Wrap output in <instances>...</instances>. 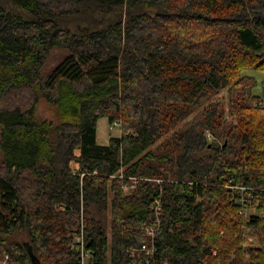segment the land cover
<instances>
[{
  "label": "trees",
  "instance_id": "obj_1",
  "mask_svg": "<svg viewBox=\"0 0 264 264\" xmlns=\"http://www.w3.org/2000/svg\"><path fill=\"white\" fill-rule=\"evenodd\" d=\"M249 69L264 71V0H0V257L81 264L82 235L88 264H264ZM225 89L232 120L212 100ZM101 117L120 123L106 144ZM158 220L155 254L133 253Z\"/></svg>",
  "mask_w": 264,
  "mask_h": 264
},
{
  "label": "rangeland",
  "instance_id": "obj_2",
  "mask_svg": "<svg viewBox=\"0 0 264 264\" xmlns=\"http://www.w3.org/2000/svg\"><path fill=\"white\" fill-rule=\"evenodd\" d=\"M53 63V61H52ZM245 75L253 76L257 79L259 86L253 90L254 94H261L260 90V84L264 80V71H258L255 69H249L244 72ZM213 101L220 102L222 106L225 109L226 112V118L227 120L234 119L233 113H232V104H231V96L228 91V89L222 90L218 92L212 99ZM203 107H200L197 109L188 119L189 123H192L191 121L195 117V115L202 110ZM37 116L40 119H48L56 122V110L53 106H51L49 103H47L45 100H41L40 103L37 106ZM188 125V124H187ZM187 125H182L181 128L186 127ZM120 135V129L118 127H110V124L108 123V120L106 117H101L97 122V141L101 144H106L109 141V138L111 136H119ZM209 139L212 138L211 134L208 133ZM0 158H1V151H0ZM73 169L77 168V165L75 163L71 164ZM130 186H126L125 190L129 192ZM256 209L251 208L248 209L247 215L255 214ZM250 242L253 243L254 246H258V240L256 237H254V241L251 239Z\"/></svg>",
  "mask_w": 264,
  "mask_h": 264
},
{
  "label": "built area",
  "instance_id": "obj_3",
  "mask_svg": "<svg viewBox=\"0 0 264 264\" xmlns=\"http://www.w3.org/2000/svg\"><path fill=\"white\" fill-rule=\"evenodd\" d=\"M120 125L119 122H115L110 125L111 128L113 127H118ZM126 187V186H125ZM234 188V187H233ZM240 190L242 191V198H241V203L244 202H251L252 198V193L250 190L247 188L241 187ZM153 204V209L155 211L156 217H159V213L161 210L160 206V201L158 199L155 200ZM159 223L160 220H158L157 223L149 224L145 227L146 234L150 237L151 241L150 243H144L140 247V250H133L132 252L135 253L136 251H143L146 253L148 256H153L155 252L157 251V246L155 244V239L158 235V230H159ZM254 241V237H250L249 240ZM76 242L80 244V252H81V264H88V259H89V252L85 250L84 245H83V236L78 235L76 236ZM0 264H11L10 262V256L8 254H5L4 256L0 257Z\"/></svg>",
  "mask_w": 264,
  "mask_h": 264
},
{
  "label": "crops",
  "instance_id": "obj_4",
  "mask_svg": "<svg viewBox=\"0 0 264 264\" xmlns=\"http://www.w3.org/2000/svg\"><path fill=\"white\" fill-rule=\"evenodd\" d=\"M76 154H78V155H79V152L77 151V152H76ZM75 164H76V163H75ZM76 165H77V164H76ZM77 167H78V165H77Z\"/></svg>",
  "mask_w": 264,
  "mask_h": 264
}]
</instances>
